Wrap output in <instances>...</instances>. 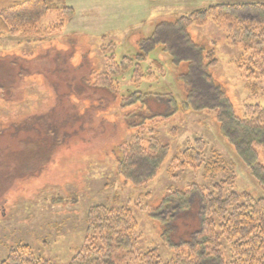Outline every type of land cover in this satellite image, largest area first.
Returning a JSON list of instances; mask_svg holds the SVG:
<instances>
[{
	"label": "trees",
	"instance_id": "1",
	"mask_svg": "<svg viewBox=\"0 0 264 264\" xmlns=\"http://www.w3.org/2000/svg\"><path fill=\"white\" fill-rule=\"evenodd\" d=\"M52 11L60 16V20L73 14L71 7L60 6L57 0H0V40L5 35H30L31 32L40 39L47 37L49 31L38 32L36 28ZM209 19L224 30L229 46L236 50L233 62L243 69L250 92L256 94L258 82H264V1L211 4L172 21L159 22L141 40L133 56L123 55L117 59L114 43L108 42V49L103 48L106 64L100 72H91L85 60L79 67L71 66L70 50H50L29 63L18 56H0V91L4 98L13 97L15 89L20 88L22 76L32 67L38 74L50 75L46 82L56 92L57 106L52 107L53 111L46 119L36 116L30 129L32 133L48 129V148L51 137L67 135V139L75 137L88 142V136H105V132L91 126L90 115L93 116L94 108L78 116L70 97L73 96L71 92L76 91L78 98L87 99L80 95V89L109 92L115 101L118 100V108H128L123 120L128 129H133L128 139L114 149L116 173L136 187L154 179L169 154V145L161 141L156 125L151 127L147 123L170 117L179 109L212 112L221 136L247 167L259 189L264 191V162L260 157V152L264 153V105L257 101L244 103L243 116L235 112L225 88L211 72L218 62L214 48L195 42L188 30L192 25H205ZM58 23L60 29L63 22ZM158 46L174 66L185 63L184 70L178 72L183 92L179 104L173 96L146 93L139 88L141 81L148 79L153 69L161 65L159 59L146 62ZM128 68L132 69L129 78L132 87L122 93L119 85H123ZM92 75L95 83L90 81ZM60 101L65 104L61 113L67 127L62 125L61 117L55 121L51 118L54 123H49L50 115L58 113ZM158 108H161L159 111H171L164 115ZM29 139L25 146L34 145L35 139ZM43 165L44 160L40 167ZM186 166H190L191 172L200 168L201 182L192 179L187 186L170 183L158 204L149 209L150 219L156 220L161 227L160 238L169 249L175 250L174 256L163 260L157 248L149 247L139 251L145 255L144 262L264 264V194L237 191L233 185V162L210 149L202 138H194L186 147L173 153L167 173L178 180L184 179ZM185 215L189 220L179 226ZM87 224L84 245L69 264H115V251L131 254L138 249L137 221L129 206L109 207L98 203L87 211ZM0 264L51 263L35 255L29 245L20 243L8 250Z\"/></svg>",
	"mask_w": 264,
	"mask_h": 264
},
{
	"label": "rangeland",
	"instance_id": "2",
	"mask_svg": "<svg viewBox=\"0 0 264 264\" xmlns=\"http://www.w3.org/2000/svg\"><path fill=\"white\" fill-rule=\"evenodd\" d=\"M246 1L264 0H57L60 6L73 9L72 15L61 17L63 25L60 29L57 27L60 16L52 11L39 21L36 28L38 32L49 31L47 37L40 39L33 32L30 35L26 32V35H5L0 40V56H18L29 63L50 50H70L68 60L71 66L79 67L85 60L91 72H100L106 64L104 50L108 49L109 43H114L117 59L123 55L133 56L141 40L159 22L172 21L211 4ZM188 30L195 42L214 48L218 62L211 69L212 75L225 88L238 115L243 116L244 103L257 101L264 105V82H258L256 94L250 92L243 69L233 62L236 50L229 46L224 30L215 21L209 19L205 25H192ZM152 59H159L161 65H156L153 74L141 81L140 90L173 96L179 104L183 92L178 72L184 70L185 63L171 64L160 46L146 62ZM34 70L36 68L32 67L22 76L19 90L15 89L10 99L4 98L0 91V190L6 186L0 192V261L11 247L21 243L29 245L35 255L44 257L51 264H69L84 245L87 211L98 203L109 207L129 206L137 221V252L115 251V264H146L141 252L149 247L157 248L163 260L173 257L175 250L163 243L161 227L156 220L150 219L149 209L158 204L170 183L187 186L192 179L201 182L200 168L191 172L190 166H186L185 178L181 180L171 177L166 169L172 154L194 138H202L210 149L233 162V185L237 191L264 194L221 136L214 115L209 111L179 109L170 117L147 123L151 127L156 125L161 141L169 145V154L156 177L139 187L124 181L116 173L114 149L128 139L133 129H128L123 120L128 108H118V100L115 101L106 90L87 92L80 89V95L87 99L78 98L76 91L71 92L73 96L70 97L78 116L94 108L93 116L90 115L91 126L105 132V136H88V142L75 137L67 139V135L51 137L48 148V129L42 128L37 133L30 129L34 119L37 120L36 116L46 119L53 111L57 96L46 82L50 75L38 74ZM131 70H126L123 85H119L122 93L132 87L129 82ZM90 81L95 83L93 75ZM63 107L65 104L60 101L58 113L50 115L49 123L53 124L61 117L62 125L67 127L62 120ZM160 109L158 112L164 115L171 111ZM28 118L33 120L27 121ZM29 138L35 139L33 146L30 143L25 146ZM260 157L264 162V153L260 152ZM43 160L44 165L40 167ZM181 218L179 226L189 220L188 215Z\"/></svg>",
	"mask_w": 264,
	"mask_h": 264
}]
</instances>
